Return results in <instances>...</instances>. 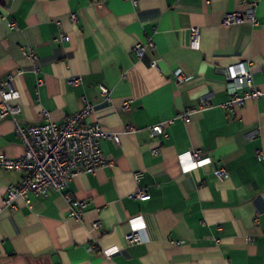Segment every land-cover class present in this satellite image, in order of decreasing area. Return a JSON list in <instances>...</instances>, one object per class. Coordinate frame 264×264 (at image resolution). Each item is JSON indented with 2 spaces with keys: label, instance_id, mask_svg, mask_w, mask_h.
I'll return each mask as SVG.
<instances>
[{
  "label": "crops",
  "instance_id": "crops-1",
  "mask_svg": "<svg viewBox=\"0 0 264 264\" xmlns=\"http://www.w3.org/2000/svg\"><path fill=\"white\" fill-rule=\"evenodd\" d=\"M252 1L0 0V81L12 76L20 123L59 122L85 96L90 119L119 133L118 143L100 142L108 165L2 211L0 264H264V158L257 155L264 151V94L235 109L222 106L231 90L243 89L227 71L246 68L264 91V0H255L257 23H222ZM148 39L153 46L139 58L133 47ZM179 68L188 79H177ZM203 99L206 107L189 122L174 119L164 135L152 136L151 125L199 109ZM127 126L136 131L125 134ZM156 146L159 153H151ZM194 148L215 163L185 168L190 160L179 156ZM23 152L11 117L0 118V155ZM215 164L226 168L223 178ZM22 176L0 168V204ZM137 188L147 197L131 198ZM65 194L86 201L80 220L68 215ZM131 227L141 238L133 245L125 240Z\"/></svg>",
  "mask_w": 264,
  "mask_h": 264
},
{
  "label": "built area",
  "instance_id": "built-area-1",
  "mask_svg": "<svg viewBox=\"0 0 264 264\" xmlns=\"http://www.w3.org/2000/svg\"><path fill=\"white\" fill-rule=\"evenodd\" d=\"M135 1L133 0V2ZM243 2L245 3V1ZM255 6V0L247 2L245 10L226 13L222 18V23L228 25L243 20L257 23ZM71 17L73 20L76 19L75 14H72ZM8 25L10 27L15 26L11 22ZM61 39L67 40L68 36L63 35ZM191 43L194 49H199L200 33L197 27L191 29ZM146 45L153 46V42L148 39L147 42L138 41L135 43L133 49L139 58L143 56ZM23 52L25 55L34 57L31 49H23ZM151 65L157 67V61L152 60ZM37 70L38 68L35 67V72ZM227 74V78L233 79L236 87L243 89L241 92H237L236 88L231 90L229 99L222 103L223 107L235 109L264 94V91L254 86L252 75L246 68L235 74L227 71ZM175 76L180 81L188 79V76L180 68L175 70ZM11 77L9 75L7 81H0V118L11 117L15 133L23 143L24 152L21 156L15 158L0 155V168L22 171L23 176L20 182L7 186L5 196L0 204V214L5 208L13 209L14 203L29 193L44 197L50 190L61 191L77 175L83 173L93 174L98 168L108 165L109 162L102 152L100 142L104 138L112 139L116 143L119 142V133L104 130L99 123L90 119L92 103L85 96L81 97L82 107L59 122L44 121L22 125L18 119L21 107L15 102L19 97V93L9 87ZM79 81L80 77L73 76L69 78V82L73 84H77ZM41 83L42 81L38 80V84ZM5 86L8 87L7 90ZM100 92L107 95L108 89L101 85ZM122 105L127 107L128 101H124ZM206 105V100L203 99L199 109L186 108L177 113L175 117L154 123L150 126L152 136L164 135L165 126L174 119L189 122L191 116L198 110L205 108ZM135 131V127L127 126L123 132L128 134ZM257 134L258 131L255 130L251 133V136ZM160 149V146H156L151 149V153L157 154ZM257 155L264 158V151H258ZM179 159L181 163H184L186 159L190 160V164L185 167L188 170L207 163H215L212 157L204 156L199 148L187 151L180 155ZM213 173L216 177L223 178L227 174V170L224 165L215 164ZM141 176L142 172L140 171L134 173L136 181ZM130 197L144 199L147 197V191L143 188H137L130 194ZM65 199L71 205L68 215L73 219L80 220L83 209L86 207V201L77 199L71 194H65ZM100 226V221H95L92 224L93 228H100ZM140 239L138 229L135 227H131L125 234V240L129 245L138 243ZM116 250L115 248L108 249L104 253L111 255Z\"/></svg>",
  "mask_w": 264,
  "mask_h": 264
}]
</instances>
